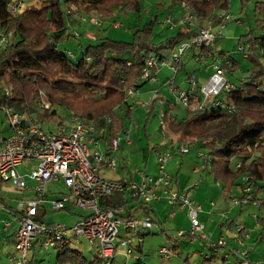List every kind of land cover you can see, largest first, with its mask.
I'll list each match as a JSON object with an SVG mask.
<instances>
[{"label":"trees","instance_id":"16d2710c","mask_svg":"<svg viewBox=\"0 0 264 264\" xmlns=\"http://www.w3.org/2000/svg\"><path fill=\"white\" fill-rule=\"evenodd\" d=\"M168 1V9L185 4L188 10L181 8L194 15L195 25L185 30L176 25L181 16L172 21L168 15L162 23L154 16L142 26H133L130 42L97 35L91 40L85 38L87 31L81 34L77 29L73 37L77 34V40L82 37L91 43L73 60L69 54L57 49V42L67 34L68 26L80 27L95 14L100 16V21L114 19V11L123 15L139 14L140 0H41L39 6L16 14H12L8 6L22 1L0 0V32L10 35L8 43L0 49V107L31 116L36 108L34 104L43 98L50 106H62L80 122L92 125L97 138L104 146L109 145L123 132L124 119L130 118L132 106L128 103L127 91L138 90L147 82L141 78L146 58L175 48L182 38H191L206 21L216 26L221 24L224 17L219 14L228 11L230 0ZM249 1L240 0V3L244 6ZM68 7L75 9L76 17L66 12ZM254 12L258 18L255 28L246 34L247 53L244 56L250 62L249 68L242 69L230 58L229 65L224 63V58L220 62L232 89L222 91L213 105H207L203 110L185 109L187 114L182 119L170 114L173 106L168 104L162 121L165 136L171 135L172 142L202 144L207 150L202 171L220 185L223 194L229 195L235 187L248 186L252 200L264 206V64L259 60L264 49V0L254 3ZM168 17L169 22H166ZM112 23L116 24L115 21ZM157 23L161 29L176 28L175 34L153 43ZM216 40L217 36L212 43ZM198 51L211 52V46ZM71 55L74 57L73 53ZM4 89L8 90L7 94ZM158 99L162 97L157 95L149 107ZM50 110H42L38 120L56 115L55 109ZM120 110L123 115H119ZM236 158L239 160L232 165ZM2 183L0 180V191ZM115 196L118 195L102 200L101 205L113 208L120 204ZM7 208L4 211L12 218L18 212ZM140 208L148 215L146 207ZM262 234L264 231L259 234L260 238ZM68 246L57 249L56 264H100L95 255L88 260ZM139 248L140 245H136L135 250L140 253ZM29 262L32 264V259ZM136 264L145 263L138 261Z\"/></svg>","mask_w":264,"mask_h":264},{"label":"built area","instance_id":"2783aa9c","mask_svg":"<svg viewBox=\"0 0 264 264\" xmlns=\"http://www.w3.org/2000/svg\"><path fill=\"white\" fill-rule=\"evenodd\" d=\"M181 6L188 10L185 4ZM8 7L12 14L22 13L24 10L22 2L10 3ZM66 9L73 17L77 16L78 13L73 7ZM219 15L227 18L225 11ZM169 19L168 17L166 22H169ZM194 20V15L188 11L177 20L176 25L187 30L193 26ZM93 24L100 26V19H94ZM217 27L219 28L217 31L210 26L199 27L189 40L178 43L175 48L163 54H151L142 66V80H153L156 71L163 67L176 74L185 52L193 46L199 48L210 46L224 25L221 23ZM9 36V33L0 32V49L8 43ZM74 37L78 39L79 35L75 34ZM85 38L96 39L91 33H86ZM214 56L210 52H198L193 57L197 62L203 63L206 57L216 60L217 56L213 58ZM230 62L229 58L224 59L225 64L229 65ZM185 84L187 89L178 92L177 87L172 84L170 91L176 92V98L181 106L189 110H203L207 105H213L222 91L228 92L232 89L223 68L216 63L211 65L210 76L204 85L199 86L194 73L186 75ZM4 92L7 94L8 90L4 89ZM136 92L135 89H129L127 95L132 98ZM156 96L153 94L148 103L137 102L136 105L148 107ZM38 105L42 110H49L51 107L43 98H39ZM0 111L5 113L8 124V134L5 136L0 134V180L29 193L17 202L18 212L13 217L17 229L14 232L13 251L7 255V264H30V254L34 247L37 250L50 248L57 250L78 241L80 237L88 242L100 264L113 263L117 239L125 248V255L131 254L133 252L131 239L135 237V244L140 245L143 241L142 231L150 229L153 223L147 215L142 217L124 215L125 203L113 208L101 205L102 200L117 194L122 195L124 199L127 197L131 200L142 199L146 204L165 196L169 205L186 209L187 212L189 229L177 231V236L186 235L190 238L196 236L208 243L209 248L225 245L222 236L217 242L208 239L204 232V224L197 218L200 206L190 200L191 189L198 186L200 180H195L187 189L179 190L173 187L172 178L166 172L167 163L171 159L169 150L156 152L155 174L137 172L138 180L108 179L97 173L91 157L101 162L102 166L115 169L112 154L119 148L122 140L130 142L128 132L113 139L108 151L102 153L100 151L102 145L93 126L80 122L72 113L68 115L71 124L59 123L55 132H49L43 129L41 122L24 113L6 107H0ZM162 115L163 112L160 114L159 123L161 132L165 135ZM90 145L94 146L92 152ZM179 150L186 153L189 148L180 146ZM19 166L29 171L21 173L18 170ZM231 202L236 206L258 204V201L252 200L251 189L248 186L240 188V194L232 197ZM39 208H45L41 216H38ZM70 208L85 212L72 227H67L60 221L47 222L42 216L47 211L51 213ZM10 225L11 221H5L3 228ZM120 231L123 237H119ZM233 233V239L239 245H244L243 241L249 239V233L242 223L234 226ZM261 239L264 240V234L261 235ZM158 251L163 258H170L169 249L160 248ZM247 253V251L240 253L239 264H257L247 259Z\"/></svg>","mask_w":264,"mask_h":264},{"label":"rangeland","instance_id":"374dc122","mask_svg":"<svg viewBox=\"0 0 264 264\" xmlns=\"http://www.w3.org/2000/svg\"><path fill=\"white\" fill-rule=\"evenodd\" d=\"M20 1H22L24 6V10L22 11H25L39 6L41 0ZM257 1L260 0H250L246 2L244 6L241 5L240 0L229 1V9L226 11L227 18L222 22L224 27L217 35L218 40L210 45L211 52L217 56L216 60H213L211 57H206L203 63H199L192 57L190 63L180 67L175 76L167 67L160 68L156 78L147 81L138 89L140 92L150 89V99L153 94L162 97V99H158L152 107L137 106L135 104L136 100L148 103L146 102L147 100L143 101L139 96L137 99H134V97L129 98L128 103L132 106L131 115L130 118L124 119V130L120 134V137L128 132V139L131 144L126 145L124 142H120L119 149L112 154L115 160V170L113 173L109 171L110 174L122 175L121 178L127 179L128 177L136 179L137 172L151 174L155 166L156 152L169 150L171 159L167 163L166 172L172 177V181L177 180L178 188H187L193 181L200 180L202 183L198 186V190H209L205 192L209 194L208 198L206 197V204H199L196 201L195 203L200 206V210L197 213L202 210L204 212L208 210L213 211L210 217H208L209 215L205 216L199 214L198 219L200 222L203 221L205 223L202 222L205 226L204 232L209 240L217 242L218 238L222 236L225 240V245L211 249L208 243L196 236L193 238L187 236L177 237V231H187L189 229L187 212L186 210L177 211L175 207L172 208V206L168 204L165 196H161L166 203V209L155 206V212L151 216L156 219V222L153 223L154 227L152 232L143 236V241L140 244V253L133 250L131 254L125 255V248L119 244L117 239L115 241L116 247L112 264H136L138 261L146 264H239V255L243 253V251L248 252L246 256L248 260L260 264L250 259L249 256L251 252L258 253L259 256L257 259L261 261V264H264V241H259L256 244L255 240L257 236L264 231V226L261 225V223H264V206L257 207L249 205L247 207L236 206L231 203V199L225 197L221 188L216 185L212 177L206 172L202 173L200 171L202 169L203 156L207 152L206 149L202 148V144L200 142H195L190 146L188 153H181L177 145L172 142L171 135L165 136L162 134L159 123L160 114L167 109L168 104L173 106L170 111L172 116L182 119L187 114L185 108L182 107L177 100L176 92L187 89L185 78L188 73H194L199 86H202L210 76L211 65L214 63L220 64L222 58H231L237 61L244 70L249 68L250 62L244 57L247 53L248 36L246 34L249 30L255 28V21L258 16H256L254 12V3ZM168 4V0H140L141 11L139 14L130 12L128 15L126 14V16L120 13V11H114V19L101 18L102 22L98 27L93 24V21L94 19H99L98 17L100 16L96 14L92 15L89 21L82 24L80 27L68 26L67 34L57 42V49L61 52L64 51L67 56L69 54L71 56H69V58L73 60L77 59L84 51L86 45L91 43L90 40L83 39L82 37L80 40L74 39L73 33L77 29H79L81 34L87 31V33L105 36L115 41L130 42L134 25L142 26L154 16H157L158 23H162L168 15H170L172 21H174V19L178 18L180 15L186 14V11L182 9L180 5H175L171 9H168ZM113 21H115L116 24L113 25ZM158 23L155 27V36L152 40L155 44L163 41L167 37L173 36L176 32V28L169 29L166 27L165 29H161ZM195 23L196 20H194L193 26ZM201 26H210L214 31L219 29L215 23L210 21L202 23ZM215 26L216 28H214ZM189 39L190 38H182L179 43ZM199 49V47L193 46L185 52L187 56L184 55L188 58L194 50H197L198 53ZM71 53L74 54V57ZM259 60L264 64V49H262L259 54ZM153 81L156 82L153 83ZM172 84L174 87H177L176 92L170 91ZM34 105L36 107L35 111L31 116L29 115V117L39 121L38 114L42 112V109H40L38 102ZM51 108V110H56V115L39 121L45 131L55 132L59 123H64L63 125L66 123L71 124L68 119L69 113L65 108L62 106H51ZM120 114L123 115V110L119 111V115ZM7 127L8 124L6 122L5 113L0 111V132L3 133ZM100 151L104 153L102 149H100ZM143 153L147 159L146 167L144 166L145 161L142 159ZM238 160V158L233 160L232 165ZM178 168L179 170H177ZM196 168L198 171L194 172L193 169ZM18 170L21 173L29 171L25 170L22 166H19ZM28 183L30 182L28 181ZM173 186L176 188V183H174ZM196 188L197 186L193 187L191 192ZM236 188L237 187L231 190V193L234 195L238 194ZM28 194L29 193L26 191L16 189L10 183H2L0 191V196L3 199V202L0 203V264H7L6 253L8 246L3 241L4 236L12 231L15 232L17 229L16 221L12 218V215L6 210L4 211V209L7 207L8 210L9 208L11 210L16 209L18 200L26 197ZM216 201L223 206V210H231L232 208L231 212L224 217L221 224H217V221L220 220V216L219 211H215L217 206H215L214 202ZM136 202L139 205L144 203L142 199H136ZM244 207H246V209ZM44 211L45 208H39L38 216H41ZM64 212L66 211L63 210L51 213L47 211L42 216H45L46 220L64 222L67 227H72L76 222V215L73 218L69 216L66 217L63 216ZM73 213L80 214L78 209L73 210ZM171 213L174 215L170 216ZM140 214L141 212H136L138 217L141 216ZM238 214L241 218L238 217ZM256 217L258 218L256 219ZM256 220L258 221L257 228L255 227ZM5 221H11V225L13 226L3 230V223ZM229 221H236L237 224H244L249 233V239L243 241V244L245 243L244 245H239L234 241V233L228 226L230 224ZM121 235L122 231H120L119 237H121ZM135 242L136 238L134 237L131 239L132 247H136ZM174 244H176L177 247L175 252H173V254L171 253L169 259L163 258L158 250L160 248H167L170 250L171 246ZM68 248L70 250L79 251L88 260L92 259L94 256L92 248L82 237L76 242H71ZM261 249L262 252L260 251ZM34 250L36 252L32 258V264H55L58 253L56 249L37 250L35 248Z\"/></svg>","mask_w":264,"mask_h":264},{"label":"crops","instance_id":"0c3cea01","mask_svg":"<svg viewBox=\"0 0 264 264\" xmlns=\"http://www.w3.org/2000/svg\"><path fill=\"white\" fill-rule=\"evenodd\" d=\"M181 7V6H180ZM180 16H182V15H180ZM179 16V17H180ZM178 17V18H179ZM214 28H216V26L214 27ZM199 52V51H198ZM193 53L194 54H196L197 53V50H194L193 51ZM193 53H191L190 54V56L187 58L185 55L183 56V59H182V61H181V63H180V67H183L185 64H189L190 63V61H191V58L193 57ZM213 56H214V54L212 53V52H210ZM216 56V55H215ZM215 56L213 57V58H215ZM184 58H185V60H184ZM231 59V58H230ZM179 67V68H180ZM158 72H159V70L158 71H156V73H155V78L157 77V74H158ZM156 81H153V83H155ZM140 97V98H142L143 99V101H146V102H148L149 101V99H150V96H151V91H150V89H148V90H145V91H143V92H140V90H137V92H136V94H135V96H134V99H137V97ZM137 102H141V101H139V100H136L135 101V104L137 103ZM166 110V109H165ZM8 128V127H7ZM6 128V130L3 132V133H1L0 132V134L1 135H3V136H5V135H7L8 134V129ZM121 134V133H120ZM119 134V135H120ZM100 141V143H101V145H102V150H103V152L105 153L106 152V150H108V148H109V145H106V146H104V143L101 141V140H99ZM121 142H124L126 145H130L131 143L129 142V143H127V142H125L124 140H122ZM175 143V142H174ZM176 145H177V147L179 148L180 146H188V148L190 149V146L193 144V143H187V142H184V143H181V144H177V143H175ZM119 147H120V145H119ZM90 149H91V152L94 150V146L93 145H90ZM119 149V148H118ZM117 149V150H118ZM116 150V151H117ZM189 152V150L186 152V153H188ZM186 153H184V154H186ZM204 157V156H203ZM142 159L145 161V163H144V166L146 165V161H147V159H146V157H145V155H144V153L142 154ZM91 161H92V163L94 164V166L96 167V171H97V173H99L100 175H101V173H102V177H105V178H108V179H120L121 177H122V175H113V174H110V172H114V170L115 169H110V168H108V167H106V166H102L101 165V162H99V161H97V160H95L93 157H91ZM202 162H203V159H202ZM154 170H152V172L153 173H151L150 175H152V174H155V170H156V160H155V162H154ZM146 167V166H145ZM177 170H179V168L177 169ZM194 170V172H196V171H198V169L196 168V169H193ZM110 171V172H109ZM202 173H205V172H203L202 171V169L200 170ZM145 173V172H144ZM145 174H147V173H145ZM110 175V176H109ZM136 176H137V178L136 179H133L132 177H128L129 179H132V180H138L139 179V177H138V174H136ZM172 178V177H171ZM174 183H176V189H184L183 187L182 188H178V186H177V180H174L173 181V184ZM194 183V181L192 182V184ZM202 182H200L199 183V185L201 184ZM191 184V185H192ZM205 184H207V183H205ZM191 185H188V187L187 188H189V187H191ZM198 185V186H199ZM216 185L218 186V187H220V185H218L217 183H216ZM197 186V188L195 189V190H193L192 192H191V194H190V198L193 200V201H196V202H198L199 204H201V203H203V204H206L207 203V199H206V197L208 198V195L209 194H206L205 192H208L209 190H206V191H203V190H198L199 189V187ZM174 187V186H173ZM187 188H185V189H187ZM238 191V194L237 195H234V194H232V193H230L229 195H225V197H228V199H231L232 197H235V196H238L239 194H240V188H236ZM118 195V194H117ZM115 198V200H120L121 202L120 203H125V208H126V210H125V212H124V215H127L128 213H132V214H134V216H137L136 215V212L137 211H139V212H141V216H139V217H142V216H144V215H146V213H145V211L143 210V209H141L140 207H143V208H145L146 207V211L148 212V217L151 219V221H152V223H154V222H156V219H154V218H152V214L155 212V206L156 207H158V208H162V209H166V203H165V201H164V199L162 198V197H160V198H158V199H156V200H153L152 202H150L149 204H138L137 202H136V199H134V200H131V198H129V197H127V198H123V196L121 195H118V196H115L114 197ZM212 203V202H211ZM215 203V206H217L216 207V210L215 211H219V216H220V220L219 221H217V224H221V222H222V220L224 219V217H226L227 216V214H229L230 212H231V210H232V208H231V210L230 209H228V210H223V206L219 203V202H214ZM232 203V202H231ZM162 206V207H161ZM249 205H247V207H248ZM255 206H259L258 204L257 205H255ZM261 207V206H260ZM172 208H174L173 206H172ZM176 208V210L178 211V210H186V209H178L177 207H175ZM245 209H246V207H244ZM76 208H70V209H67V210H65L66 212H64L63 213V216H69V217H71V218H73L75 215H76V218H75V220L77 221L78 220V218L81 216V215H83V214H85V212H83V211H81V210H78V212H80V214H76V213H73V210H75ZM212 211L213 210H211V211H206V212H204L203 210L202 211H200L199 213H197V218H199V214H203V215H205V216H207V215H209L208 217H210V215H211V213H212ZM138 217V216H137ZM207 217V218H208ZM238 217H240L241 218V216L238 214ZM44 220L45 221H47V222H51L50 220H46L45 219V216H44ZM259 220H261V219H259ZM200 221V220H199ZM202 221V220H201ZM203 222V221H202ZM230 222V221H229ZM204 223V222H203ZM239 223V222H238ZM205 224V223H204ZM237 223H236V221H233V222H230V224L228 225L229 226V228L232 230V231H234V226L236 225ZM261 225L262 226H264V223H261ZM11 227L13 226V225H10ZM9 226V227H10ZM153 225L151 226V228L150 229H148V230H144V231H142V236H144V235H147V234H150L151 232H152V230H153ZM255 227L257 228L258 227V225H255ZM8 228V227H7ZM7 228H3V230H6ZM122 237L124 236L123 234L121 235ZM178 237V236H177ZM188 237V236H187ZM13 240H14V232L12 231L11 233H8V234H6L5 236H4V239H3V241L7 244V246H8V249H7V253H6V255H8L9 253H12V251H13ZM256 240V244L259 242V241H264V240H262L260 237H259V235L257 236V238L255 239ZM176 244H174L173 246H171V248H170V251H171V253L173 254V252H175V250H176ZM33 249H35V247L33 248ZM140 249V248H139ZM133 250H135V247H133ZM261 252H262V249L260 250ZM36 251L35 250H32L31 251V254H30V259H32L33 258V256H34V253H35ZM249 256H250V259H252L253 261H257V262H259L260 264H261V261L260 260H258L257 258H258V256H259V254L258 253H250L249 254ZM7 257V256H6ZM226 257V256H225ZM227 258V257H226ZM32 261H33V259H32ZM56 264V263H55ZM146 264V263H145Z\"/></svg>","mask_w":264,"mask_h":264},{"label":"clouds","instance_id":"9594fccd","mask_svg":"<svg viewBox=\"0 0 264 264\" xmlns=\"http://www.w3.org/2000/svg\"><path fill=\"white\" fill-rule=\"evenodd\" d=\"M218 184V183H217ZM184 236H186V235H184ZM179 237V236H178ZM181 237H183V236H181Z\"/></svg>","mask_w":264,"mask_h":264}]
</instances>
